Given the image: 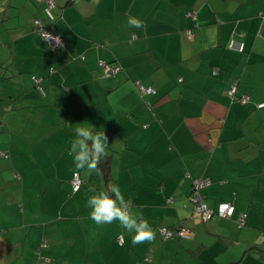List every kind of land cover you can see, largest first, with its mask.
Returning a JSON list of instances; mask_svg holds the SVG:
<instances>
[{"label": "crops", "instance_id": "crops-1", "mask_svg": "<svg viewBox=\"0 0 264 264\" xmlns=\"http://www.w3.org/2000/svg\"><path fill=\"white\" fill-rule=\"evenodd\" d=\"M54 1L48 21L45 0H0V264H264V0ZM77 126L107 136L108 176L75 169ZM201 179L231 218L191 210ZM113 186L154 242L90 219L88 198Z\"/></svg>", "mask_w": 264, "mask_h": 264}, {"label": "clouds", "instance_id": "clouds-1", "mask_svg": "<svg viewBox=\"0 0 264 264\" xmlns=\"http://www.w3.org/2000/svg\"><path fill=\"white\" fill-rule=\"evenodd\" d=\"M127 24L132 28H142L144 22L136 17H129ZM76 139L70 144L69 155L73 156L75 169L87 170L89 174L97 170L102 157L107 155L108 138L104 132H96L89 127L77 126ZM115 198L108 192H99L87 200V207L91 209L90 219L98 226L112 224L119 221L121 227L129 233H135L132 243L139 245L155 241V231L146 220L134 216L120 188L113 186L109 189Z\"/></svg>", "mask_w": 264, "mask_h": 264}, {"label": "built area", "instance_id": "built-area-1", "mask_svg": "<svg viewBox=\"0 0 264 264\" xmlns=\"http://www.w3.org/2000/svg\"><path fill=\"white\" fill-rule=\"evenodd\" d=\"M45 2H46V7L44 9L45 16L50 21H55L56 17L53 13V10L56 7L55 1L54 0H45ZM191 17L193 20H196V18H197V16L193 13H191ZM41 23H42V21H40V20L36 21V25H38V26H40ZM43 36L49 42V44L52 47H55V46L60 44V42H59L60 40L56 36H53L48 32L43 33ZM133 38L135 39L136 36L134 35ZM188 38L190 40L193 39V35L191 32H188ZM232 48L236 49V50H241L242 44L240 42L234 41ZM99 66L104 70L105 75L108 77H112V76L116 75L117 72H119V70H120L119 66L110 65L104 61H100ZM34 81H35V84L37 85V88L39 89V91L41 93H43L42 88H40L41 87L40 86L41 80L39 79V77H37V76L34 77ZM137 87H138L139 91L141 92V94L150 95V94L156 93V90L154 88L145 87L144 85H142L140 83L137 84ZM236 92H237V87H236V84H234L231 87L230 92H229V95L232 99H234L236 97ZM244 100H246V99H244ZM0 156L3 158L6 157L5 154L2 152H0ZM71 184H72V188H73L74 192H77L83 187L84 180L79 173H75L74 177L71 181ZM209 185H210V181L208 179L199 180L194 184V189H195L196 193L192 199L191 210L200 214L205 221L211 220V219H217V218H231L235 213L234 206H232L231 204H222L219 206V208L217 210H213V209L209 208L207 206V204H205L203 202V199L200 195V189H202L206 186H209ZM240 222H241V224H245L244 218ZM160 233H161V236L164 240L169 239V238H174L175 236H179L181 238H183V237L187 238V237H191L193 235L188 230L181 229V230H175L174 231V230L168 229L166 227L160 229ZM118 241L120 243H123V238L119 237ZM46 246L47 245H45V247Z\"/></svg>", "mask_w": 264, "mask_h": 264}, {"label": "trees", "instance_id": "trees-1", "mask_svg": "<svg viewBox=\"0 0 264 264\" xmlns=\"http://www.w3.org/2000/svg\"><path fill=\"white\" fill-rule=\"evenodd\" d=\"M53 13H54V15H55V17H56V19H57V15H56V13H55V9L53 10ZM44 15H45V13H44ZM45 17H46V16H45ZM46 19H47L48 21H50L47 17H46ZM196 19H197V18H196ZM41 21H42V20H41ZM42 23L44 24L43 21H42ZM189 32L192 33L193 38H194L195 34H194V29H193L192 27L189 29ZM136 87H137V86H136ZM145 87H147V86H145ZM151 87H152V86H151ZM152 88H153V87H152ZM137 90L139 91L138 87H137ZM139 92H140V91H139ZM140 93H141V92H140ZM155 94H156V93H155ZM151 95H154V94H150V95L142 94L141 96H142V97H145V96H151ZM98 165H99L100 168L103 169V171H104V172L106 173V175L108 176V175H109V174H108V170H109V167H110V157H109L108 155L102 157L101 160L99 161ZM201 180H203V179H201ZM193 193H194V195H195V193H196V191H195V189H194V186H193ZM204 203H205V202H204ZM164 227H166V228H168V229H171V230H174V231H175L174 228L167 227V226H161L160 229H162V228H164ZM160 234H161V233H160ZM161 237H162V236H161ZM169 239H181V237H179V236H175L174 238H169ZM165 240H166V239H165Z\"/></svg>", "mask_w": 264, "mask_h": 264}]
</instances>
